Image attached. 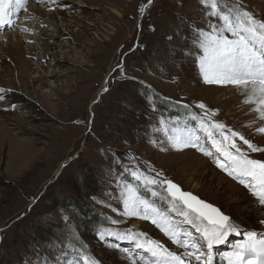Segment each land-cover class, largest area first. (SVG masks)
<instances>
[{"label": "rangeland", "instance_id": "374dc122", "mask_svg": "<svg viewBox=\"0 0 264 264\" xmlns=\"http://www.w3.org/2000/svg\"><path fill=\"white\" fill-rule=\"evenodd\" d=\"M58 2L57 8L33 0L26 12L14 17L18 23L13 28L0 29V40L11 43L10 48L4 45L0 51V88L6 90L0 94L5 95L0 100V264H52L53 255L63 264L73 255L56 238L76 229L99 264H126L121 253L98 239L97 229L102 227L143 231L170 250L184 253L150 221L122 216L117 199L120 185L105 183L109 167L112 177L123 175L110 165L111 154L101 151L108 147L121 157L132 153L142 162H150L182 190L233 218L241 235H230L227 243L214 248V264H227L222 254L232 250L244 233L264 232L260 223L264 207L254 203L247 190L217 168L211 158L195 149L161 152L148 144L146 134L157 135L153 126L159 118L183 125L185 110L157 100V111H150L145 88L114 72L123 60L128 76L151 85L161 97L189 103L196 112H200L195 107L199 102L219 109L216 120L264 146V135L255 132L264 125L250 106L242 103L240 94L230 87L204 84L191 59L183 61L180 69L174 67L172 50L186 48V38L192 34L189 20L203 26L199 0H183L182 6L178 0H154L143 14L139 7L147 0ZM246 3L257 17L264 18V0ZM14 34L24 40L7 39ZM21 43L31 48L25 49ZM133 48L135 51H130ZM11 51H21L20 67L27 77L14 69ZM121 52L127 55L122 57ZM51 71L55 75L47 77ZM39 74L42 77L32 79ZM110 76L115 79L106 85ZM174 76L179 77L175 82ZM106 86L109 91L105 93ZM159 106L168 107L170 112ZM207 147L211 149L210 142ZM251 155L264 158L260 153ZM144 195L181 223L183 218L169 211L166 200L147 192ZM22 215L23 219L17 220ZM110 219L122 223L112 225L106 222ZM182 226L198 235L191 225ZM120 246L130 247L127 242H120Z\"/></svg>", "mask_w": 264, "mask_h": 264}, {"label": "snow or ice", "instance_id": "6c2138e0", "mask_svg": "<svg viewBox=\"0 0 264 264\" xmlns=\"http://www.w3.org/2000/svg\"><path fill=\"white\" fill-rule=\"evenodd\" d=\"M32 2L0 0V28L5 25L14 27L18 23L14 17L22 11L26 12L27 5ZM178 2L182 6L183 0ZM35 3L45 6L50 3L60 7L58 0H35ZM153 3L154 0H147V4L140 5L139 12L143 14ZM199 3L203 26L189 20L188 27L192 34L190 39L186 38V48L172 50L174 67L180 69L183 61L191 59L204 84L232 88L243 97L242 103L249 105V110L256 113L257 119L264 125V18L257 17L247 6L246 0H199ZM50 10L55 11V8ZM149 27L155 30L151 25ZM22 31L28 32L29 29L23 28ZM136 47L142 46L137 44ZM130 51H135V48ZM125 55L121 52L122 57ZM114 72H119L124 80H131L145 88L144 95L150 111H157V100L185 110L186 121L183 125L178 121L170 124L163 117L159 118L153 126L157 135L153 137L146 134L148 144L161 152L195 149L211 158L217 168L247 190L254 203L264 207V158L251 155L260 153L264 156V146L216 120L219 109H210L204 102H199L195 107L200 112H196L189 103L161 97L151 85L140 81L138 77L128 76L123 68V60L117 63ZM114 79L110 76L106 85ZM172 79L175 82L179 77L174 76ZM103 91L106 93L109 88L106 86ZM4 93L6 90L0 88V94ZM3 99L5 95H0V100ZM93 118L94 114L87 121L89 126ZM255 132L264 135V126L256 127ZM208 142L214 151L207 147ZM243 146H247L246 149ZM101 151L105 155L111 154L110 165L123 173L112 177V167H109V179L105 180L109 186L113 183L120 185L117 199L122 216L150 221L173 244L184 249V253L179 254L159 240L150 238L146 232L134 231L133 228H98V239L121 253L126 264H192L193 260L196 264H214L215 246L227 243L230 235H241L240 226L233 218L219 207L182 190L163 170L155 169L150 162H142L132 153H125L121 157L110 147L102 148ZM145 192L153 198L166 200L169 211L183 218L181 223H176L168 212L157 207L155 200L148 199ZM99 203L104 204L106 201L100 200ZM108 206L111 207L110 204ZM19 219H23V215L17 217ZM106 222L118 225L122 220L110 219ZM260 223L264 224V220ZM183 224L191 225L198 235L186 230ZM56 239L63 243L67 253L73 255V259H65L63 264H99L89 253L88 246L81 241L78 229L68 230L66 235ZM120 242H127L130 247L121 248ZM52 247H55V243ZM222 259L227 264H264V232L244 233V238L232 250L222 254ZM51 261L52 264H62L60 257L55 255Z\"/></svg>", "mask_w": 264, "mask_h": 264}, {"label": "bare ground", "instance_id": "6f19581e", "mask_svg": "<svg viewBox=\"0 0 264 264\" xmlns=\"http://www.w3.org/2000/svg\"><path fill=\"white\" fill-rule=\"evenodd\" d=\"M84 2V1H83ZM83 6V5H82ZM13 28V27H12ZM0 29H2L1 31H5V30H9L10 28L7 26V25H5L3 28H0ZM19 37V38H18ZM8 40L10 39H16V42H19V39L21 40V42L24 40L23 39V37L22 36H18V35H16V34H14V35H10L8 38H7ZM27 39H29V37L27 38ZM20 43V42H19ZM22 44V43H21ZM20 44V45H21ZM4 45L6 46V47H9L10 48V46H11V43H4V42H2V40H0V51L2 50V49H4L5 47H4ZM22 46L23 47H25V49H30L31 48V45H28V46H24L23 44H22ZM23 49V48H22ZM19 50H21V48L19 49ZM3 53H7V52H3ZM15 54H17L16 56H14ZM0 55L2 56V52H0ZM11 58H10V60H13V65H14V69L15 70H17L18 71V75H20V76H24V75H26L27 73H24V71H23V69H21V67H20V61L22 60V57H21V51H20V53H16L15 51H11V54L9 55ZM38 69H39V72H43V74H44V71H42V67H39L38 66ZM56 73V72H55ZM31 72H30V74H29V76H28V78H29V81L30 82H32V80L30 79L31 78ZM53 75H55L54 74V72L53 71H51V74H49L47 77H53ZM26 77H27V75H26ZM40 77H42V74H39V75H35L34 77H32V79H34L35 80V78H40ZM51 92V91H50ZM11 128V127H10ZM9 135V132L8 131H6L5 132V136H8Z\"/></svg>", "mask_w": 264, "mask_h": 264}, {"label": "trees", "instance_id": "16d2710c", "mask_svg": "<svg viewBox=\"0 0 264 264\" xmlns=\"http://www.w3.org/2000/svg\"><path fill=\"white\" fill-rule=\"evenodd\" d=\"M159 107H161L162 110H165L167 112H170V109L168 107H164V106H159ZM171 111H172V109H171ZM174 113H176V112H174Z\"/></svg>", "mask_w": 264, "mask_h": 264}, {"label": "water", "instance_id": "95a60500", "mask_svg": "<svg viewBox=\"0 0 264 264\" xmlns=\"http://www.w3.org/2000/svg\"><path fill=\"white\" fill-rule=\"evenodd\" d=\"M193 194V193H192ZM198 197V196H197ZM199 198V197H198Z\"/></svg>", "mask_w": 264, "mask_h": 264}]
</instances>
